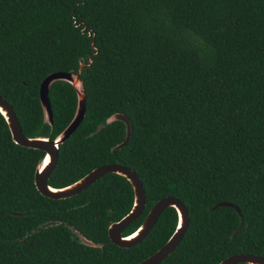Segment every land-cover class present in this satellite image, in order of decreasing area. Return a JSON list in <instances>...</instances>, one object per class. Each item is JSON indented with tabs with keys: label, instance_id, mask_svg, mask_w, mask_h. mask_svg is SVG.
<instances>
[{
	"label": "trees",
	"instance_id": "1",
	"mask_svg": "<svg viewBox=\"0 0 264 264\" xmlns=\"http://www.w3.org/2000/svg\"><path fill=\"white\" fill-rule=\"evenodd\" d=\"M80 65L85 115L59 143L48 183L122 162L146 194L123 234L162 196L187 208L186 232L157 264L264 255V0H0V94L24 134L53 139L69 123L72 84H50L51 124L39 84ZM116 112L129 118L131 135L113 149L126 134L124 121H107ZM43 154L15 142L0 112V264H135L175 229L177 211L167 206L138 243H113L107 227L132 206L129 180L106 172L76 194L47 197L34 183ZM220 200L241 215L210 209Z\"/></svg>",
	"mask_w": 264,
	"mask_h": 264
},
{
	"label": "water",
	"instance_id": "2",
	"mask_svg": "<svg viewBox=\"0 0 264 264\" xmlns=\"http://www.w3.org/2000/svg\"><path fill=\"white\" fill-rule=\"evenodd\" d=\"M79 66L76 72L64 71V70H54L49 72L40 81L39 84V99L44 112V120L52 123L53 112L51 108L50 99L48 96V90L50 84L57 80L62 79L68 81L74 87L77 95V106L75 113L69 123L53 138L48 136L37 135L28 136L24 134L18 117L15 114L13 105L6 100L0 94V112L4 115L12 139L22 145L36 147L44 150V154L40 161L37 163L34 172V183L36 188L41 194L52 197V198H62L76 194L92 184L101 175L106 172H116L124 177H126L132 185L133 188V203L128 212L122 215L119 219L111 221L107 227L108 236L110 240L119 245L128 247L138 243L142 238H144L151 227L154 225L156 219L158 218L160 212L167 206L175 207L177 211V223L175 229L167 240L154 252L139 260L135 264H157L164 257H166L180 242L184 233L189 226V214L187 208L183 201L174 195H165L157 199L154 204L150 207L147 214L145 215L142 222L131 232L123 234V229L128 226L133 220L138 217L146 204V194L143 187L142 180L140 179L138 173L131 167L123 164L122 162H106L99 164L78 179L62 186H52L48 183V178L51 171L54 169L55 164L58 159V145L69 137L73 131L77 128L80 121L85 115V89L83 82L79 77L80 72ZM112 119H121L125 122L126 134L122 141L116 143L112 148H119L123 146L130 138L131 135V124L129 118L121 112H116L107 118V121ZM101 125L97 126L99 129ZM48 156L47 161H45ZM217 206H232L236 209L237 213L241 215V211L237 205L233 202L220 200L214 203L210 209ZM19 213V212H17ZM239 226L234 229L232 236L236 233ZM88 243L100 246L101 244L94 243L92 240L81 236ZM238 262H245L249 264H264V255H260L255 252L239 251L231 253L223 257L216 264H236Z\"/></svg>",
	"mask_w": 264,
	"mask_h": 264
},
{
	"label": "bare ground",
	"instance_id": "3",
	"mask_svg": "<svg viewBox=\"0 0 264 264\" xmlns=\"http://www.w3.org/2000/svg\"><path fill=\"white\" fill-rule=\"evenodd\" d=\"M47 159H48V156L46 157L45 161H47Z\"/></svg>",
	"mask_w": 264,
	"mask_h": 264
}]
</instances>
